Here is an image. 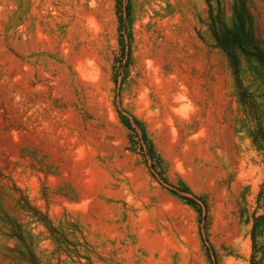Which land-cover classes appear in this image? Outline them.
Returning a JSON list of instances; mask_svg holds the SVG:
<instances>
[{
  "label": "rangeland",
  "instance_id": "obj_1",
  "mask_svg": "<svg viewBox=\"0 0 264 264\" xmlns=\"http://www.w3.org/2000/svg\"><path fill=\"white\" fill-rule=\"evenodd\" d=\"M234 2L0 0V205L43 264H252L264 71L243 56L237 75L216 45ZM253 12L264 36V0Z\"/></svg>",
  "mask_w": 264,
  "mask_h": 264
},
{
  "label": "trees",
  "instance_id": "obj_2",
  "mask_svg": "<svg viewBox=\"0 0 264 264\" xmlns=\"http://www.w3.org/2000/svg\"><path fill=\"white\" fill-rule=\"evenodd\" d=\"M129 10V5L126 6ZM233 18L230 26L214 20L212 24L213 37L216 45L221 48L231 61L235 73L239 74V67L243 56L248 60L257 63L264 71V36L257 23V18L253 12V0H235L233 5ZM240 89V100L244 105L256 115V102L250 99L242 82L238 79ZM258 111V109H257ZM260 127L254 133L255 141L264 146V125L258 116ZM124 125L132 132L130 134L133 143L137 134V127H141L140 122L134 119L136 125L127 116L122 115ZM146 138V135H143ZM154 153V149H151ZM16 191H21L15 187ZM175 193L198 208L203 213L204 203L194 195L188 188L177 189ZM260 200H264V187L260 192ZM22 209L31 214L34 219L44 225L56 240L60 249L66 248V234L60 228L54 226L49 217L34 207L28 198L23 199ZM0 234L5 235L8 241H14L15 244L0 243V264H43L38 255L39 240L36 235L27 233L25 225L19 219L3 210L0 205ZM253 241L252 264H263L261 257L264 253V244L260 238L264 235V214L255 215L251 230Z\"/></svg>",
  "mask_w": 264,
  "mask_h": 264
}]
</instances>
